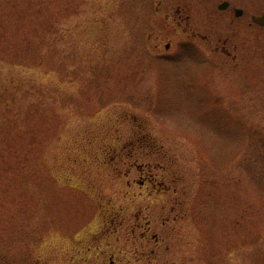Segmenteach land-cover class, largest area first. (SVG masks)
Masks as SVG:
<instances>
[{
  "label": "rangeland",
  "instance_id": "rangeland-1",
  "mask_svg": "<svg viewBox=\"0 0 264 264\" xmlns=\"http://www.w3.org/2000/svg\"><path fill=\"white\" fill-rule=\"evenodd\" d=\"M262 14L0 0V264H264Z\"/></svg>",
  "mask_w": 264,
  "mask_h": 264
},
{
  "label": "flooded vegetation",
  "instance_id": "flooded-vegetation-1",
  "mask_svg": "<svg viewBox=\"0 0 264 264\" xmlns=\"http://www.w3.org/2000/svg\"><path fill=\"white\" fill-rule=\"evenodd\" d=\"M199 35L198 34H196V33H193V34H189V33H187V35L185 36V38H183V39H181V40H179V42L180 43H183V42H188V41H190V42H194V40H193V38H196V37H198ZM180 43H179V45H180ZM172 45H171V42L170 43H167L166 44V49L168 50V48H170ZM179 47V46H178ZM160 56H162V55H160ZM124 147V146H123ZM156 185V182H154V186ZM162 187H160V189H161ZM160 189L159 190H157L156 191V189H153L154 191V193L155 192H159L160 191ZM154 193H151V194H154ZM160 193V192H159ZM139 214H140V212H138V213H136V218H138V220H137V222H135L134 223V226H135V228H143L144 230H143V238H149L150 236H152V237H154V238H156V239H158L157 238V235H156V233H151V220L149 219V217L147 216V215H144V216H139ZM111 218H113V217H111ZM143 219V221H141ZM95 264H119V262H117V260L115 259V258H113V256H111L110 258H109V260L108 261H102V262H100V263H95Z\"/></svg>",
  "mask_w": 264,
  "mask_h": 264
},
{
  "label": "water",
  "instance_id": "water-1",
  "mask_svg": "<svg viewBox=\"0 0 264 264\" xmlns=\"http://www.w3.org/2000/svg\"><path fill=\"white\" fill-rule=\"evenodd\" d=\"M229 6V2L228 1H224L223 3H221L219 5V7L221 9H224V8H227ZM244 13V10L242 8H237L236 9V15L237 16H240ZM252 20L257 23V24H260V25H264V14L260 15V16H252Z\"/></svg>",
  "mask_w": 264,
  "mask_h": 264
}]
</instances>
